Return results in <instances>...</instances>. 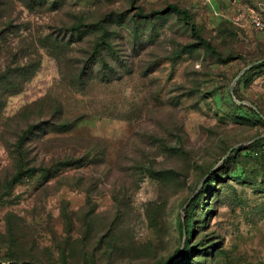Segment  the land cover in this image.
I'll return each instance as SVG.
<instances>
[{
	"label": "rangeland",
	"instance_id": "374dc122",
	"mask_svg": "<svg viewBox=\"0 0 264 264\" xmlns=\"http://www.w3.org/2000/svg\"><path fill=\"white\" fill-rule=\"evenodd\" d=\"M0 264H264V0H0Z\"/></svg>",
	"mask_w": 264,
	"mask_h": 264
},
{
	"label": "trees",
	"instance_id": "16d2710c",
	"mask_svg": "<svg viewBox=\"0 0 264 264\" xmlns=\"http://www.w3.org/2000/svg\"><path fill=\"white\" fill-rule=\"evenodd\" d=\"M177 10H178V9H177ZM183 13H185V12H183ZM65 164H66V165H71V162H70V164H67V162H65ZM65 164H64V165H65Z\"/></svg>",
	"mask_w": 264,
	"mask_h": 264
},
{
	"label": "built area",
	"instance_id": "2783aa9c",
	"mask_svg": "<svg viewBox=\"0 0 264 264\" xmlns=\"http://www.w3.org/2000/svg\"><path fill=\"white\" fill-rule=\"evenodd\" d=\"M256 24H260L259 20H256Z\"/></svg>",
	"mask_w": 264,
	"mask_h": 264
},
{
	"label": "water",
	"instance_id": "95a60500",
	"mask_svg": "<svg viewBox=\"0 0 264 264\" xmlns=\"http://www.w3.org/2000/svg\"><path fill=\"white\" fill-rule=\"evenodd\" d=\"M261 61H262V60H260V61H257V62H255V63H258V62H261ZM249 66H250V65H249ZM249 66H248V67H249Z\"/></svg>",
	"mask_w": 264,
	"mask_h": 264
}]
</instances>
